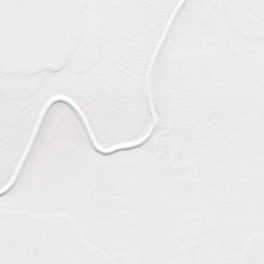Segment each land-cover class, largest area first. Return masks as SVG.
<instances>
[{
    "label": "snow or ice",
    "instance_id": "1",
    "mask_svg": "<svg viewBox=\"0 0 264 264\" xmlns=\"http://www.w3.org/2000/svg\"><path fill=\"white\" fill-rule=\"evenodd\" d=\"M0 264H264V0H0Z\"/></svg>",
    "mask_w": 264,
    "mask_h": 264
}]
</instances>
